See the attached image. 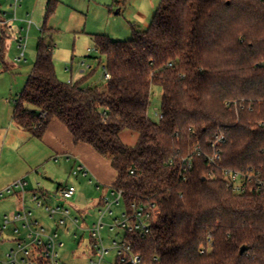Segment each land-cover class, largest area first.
I'll return each mask as SVG.
<instances>
[{
    "label": "trees",
    "instance_id": "trees-1",
    "mask_svg": "<svg viewBox=\"0 0 264 264\" xmlns=\"http://www.w3.org/2000/svg\"><path fill=\"white\" fill-rule=\"evenodd\" d=\"M57 3H47L13 120L42 139L57 118L75 143L109 158L126 210L154 205L151 232L126 236L142 264H264V192L255 179L235 193L223 173L264 179V0H161L134 38L93 35L110 74L95 85L91 74L57 75L45 36ZM153 86L162 87L159 121L149 115ZM126 129L135 145L122 140ZM196 145L201 153L182 169ZM216 150L221 159L211 162Z\"/></svg>",
    "mask_w": 264,
    "mask_h": 264
},
{
    "label": "rangeland",
    "instance_id": "rangeland-1",
    "mask_svg": "<svg viewBox=\"0 0 264 264\" xmlns=\"http://www.w3.org/2000/svg\"><path fill=\"white\" fill-rule=\"evenodd\" d=\"M47 1L21 0L15 12L11 7V1L0 0V16L5 21V24L0 23L1 122L7 121L9 116L12 118L15 102L33 70L37 46L43 36L42 27L45 22ZM160 3L161 0H58L55 12L47 21L50 31H47L45 36L55 43L54 61L59 79L69 82L91 74L89 85L105 83L107 80L105 57L96 48L93 35L103 34L112 40L132 39L134 30H147L150 27ZM152 92L149 115L154 121H159L162 87L153 86ZM47 129L49 130L43 139L32 137L30 133H19L14 140L10 134L3 154V162H7V167L4 163L1 168L4 167L11 175L15 174L24 164L23 160L27 158L29 162L35 163L31 172L32 178L35 180L38 178L49 191L57 190L60 184L76 186L77 193L70 201L60 198L49 199L47 194L43 193V189L36 193L44 205L66 204L73 211L74 207L78 208L76 213L80 219L76 224L67 222V226H60L57 222L59 215L52 219L43 207L37 206L33 199L34 194L27 185L25 205L33 210V218L38 219L49 230L59 232V238L64 242V246L58 248L61 263L87 264L90 257L98 260L91 250L88 229L92 225L100 221L104 223L101 234L106 247H113L114 240L120 242L125 237L123 229L119 227L111 229L112 225L116 224V219H121L126 210L124 199L120 198L118 204L112 203L110 206L112 213L107 212L103 216L100 210L105 208L98 204L105 196L110 202L119 197L117 193L112 194V185L117 173L108 157L98 153L87 143H79L80 153L78 152L76 156L96 167L99 175L96 177L92 170L89 176L75 174L77 160H68L63 153L68 146L67 141L71 138L70 131L57 118L51 120ZM0 135H3L2 131ZM121 137L129 145H135L138 140L137 134L127 129L122 132ZM56 157H59L58 162L55 160ZM7 188L8 186L3 189L4 191L1 190L6 194L5 197L0 196V225L4 216L10 214L5 213L11 211L14 204L15 206L19 204L14 197L18 189L8 193ZM74 203L77 206H74ZM76 213L73 212L74 215ZM16 225L20 227V224L16 223L5 230L10 240L0 244L2 261L6 260L9 249L17 248L16 241L11 240L19 237V233L14 230ZM116 259V249H112L104 256L102 264L114 263Z\"/></svg>",
    "mask_w": 264,
    "mask_h": 264
},
{
    "label": "built area",
    "instance_id": "built-area-1",
    "mask_svg": "<svg viewBox=\"0 0 264 264\" xmlns=\"http://www.w3.org/2000/svg\"><path fill=\"white\" fill-rule=\"evenodd\" d=\"M11 1V7L16 9L20 6L21 0H6ZM105 67V65H104ZM106 79L110 78V74L105 72ZM223 136H218L216 142L212 143L213 147L216 148L219 142H222ZM201 147L196 145L189 156H186L182 160V169H190L193 163V155L200 154ZM58 157L55 158L58 161ZM67 159H72V156H67ZM221 159L220 152L215 151L214 155L210 158L211 162H216ZM172 162V161H171ZM75 174H81L83 176H89V171L82 164L76 165L74 170ZM224 178L228 185L233 189L235 193H243L250 187V184L256 179L257 189L264 192V179L259 178L260 174H255L254 171L248 170L239 171L225 168L223 170ZM26 182L23 179L16 181L13 185L8 186L6 192H12L14 189L20 190L23 197L25 194ZM252 190V188L250 187ZM4 191V190H3ZM0 192V196L4 197L6 193ZM77 193V188L75 185L70 184L61 188L55 199L70 201ZM118 194V198L115 201L110 202V200L105 196L101 203L104 210H100L101 215L110 212L112 210L110 206L112 203H119L120 198H122V192L117 191L112 187V194ZM37 206L43 207L44 210L49 214V217L54 219L55 216L59 215L57 220L60 226H67V222L70 224H76L79 221L77 214H73L70 206L57 204V205H44L43 200L35 194L33 196ZM156 208L154 205L148 207L145 204H133L132 210H125L121 219H116V224L112 225L111 229L114 227H119L125 231V237L122 241L118 242L114 240L113 247H106L104 245V238L101 234V229L104 223L100 221L98 224L92 225L88 230L90 233V242L92 254L97 256L98 260L90 257L87 264H102V260L106 254H108L112 249H116L117 259L111 264H142L143 257L140 253L134 252L133 245L126 238L127 234H140L141 236H146L151 232L152 223L156 218ZM32 212L22 208L21 211L5 215L3 223L0 225V241L3 240V233L9 228L10 225L16 223L20 224L15 226V231L20 233V230L25 231V237L19 236L16 238L17 248H11L6 253V260L2 261L0 259V264H63L60 261V255L58 248L64 246V242L60 240L59 232H48L47 228L42 225L39 220L32 217ZM101 216V217H102ZM69 231V228L67 229ZM205 249V248H204ZM204 249L202 251H204Z\"/></svg>",
    "mask_w": 264,
    "mask_h": 264
},
{
    "label": "crops",
    "instance_id": "crops-1",
    "mask_svg": "<svg viewBox=\"0 0 264 264\" xmlns=\"http://www.w3.org/2000/svg\"><path fill=\"white\" fill-rule=\"evenodd\" d=\"M48 1H47V3H48ZM46 7H47V5H46ZM0 23L1 24H5V21L1 18V16H0ZM0 126H1L0 127V133H1V131L3 133V135H0V191L3 190L4 188H6L7 186H9L10 184H12L14 181H16L18 179H23V180H26L25 182H26V185H27L28 189H30L33 192L34 195L37 193L38 190H40V189L42 190L43 189L42 190L43 193L44 194H47V196H48L49 199L55 198L54 196L57 195L58 191L61 188H63L64 186L68 185V184H60V185H58L57 190H52V191H49L47 188H44V186L42 185V183L40 182V180L38 178L36 180L34 178H32L33 177V174L31 172H33L32 170H33V168L35 166L33 164H35V163L29 162V160L27 158H25V160H23L24 161V164L21 166L20 170L17 173H15V174H12L11 175L9 172H7L5 170L4 167H3V169L1 168L4 163H5L4 166L7 167V162H3V154H4V151H5V148H6L5 147L6 146L5 144L7 143L8 139H9V135L11 134L12 135L11 138L14 139V140H16L17 137L19 136V133L22 134V133H29V132L26 131L25 129H23L22 127H20L13 120V113H12V118H11V116H9V118H8L7 121H3V122L0 121ZM7 126H8V128H7ZM48 130L49 129H46L44 136L47 135ZM44 136H43V138H44ZM72 139H73V136L71 134V138H69V140L67 141L68 146L65 148V151H63V153L66 154L65 157L67 158V156H72V159L77 160L76 163L82 164L83 166H85V168L88 169L89 173L92 170V172L97 177V175H99V173L97 171V168L94 167L93 165H91L90 163H87L85 161H82L79 156H76V154H78V152H79V150H78L79 147H80L79 145H81V144L75 143L74 140H72ZM58 161H59V159H58ZM8 164H9V162H8ZM37 174H38V172H37ZM97 180L101 184L99 178ZM25 194H26V192H25ZM25 194H24V197H23L22 193L19 190L16 191L14 197L17 198L19 204L17 206H15V204H14L13 205V208H11V211H7V213H5V214H9V213L10 214H14V213H17V212L21 211L22 208H25L26 210L31 211L32 214H33V210L32 209H28L26 207V205H25L26 204L25 203V196H26ZM101 201L102 200L99 201V203H98L99 205H102ZM73 205L74 206H77L75 203ZM74 208H75L74 211L76 213L79 209L76 208V207H74ZM74 211L72 210V212H74ZM46 228H47L48 232H53L52 230H49L48 227H46ZM14 230H15V228H14ZM21 230H23V229H21ZM19 236L25 237L26 236L25 235V231L23 230L22 233L20 232L19 233ZM9 240L10 239L6 236V233L4 232L3 233V240L0 241V244L3 243V242L9 241ZM11 240H15L16 241V238H13Z\"/></svg>",
    "mask_w": 264,
    "mask_h": 264
},
{
    "label": "water",
    "instance_id": "water-1",
    "mask_svg": "<svg viewBox=\"0 0 264 264\" xmlns=\"http://www.w3.org/2000/svg\"><path fill=\"white\" fill-rule=\"evenodd\" d=\"M246 251V247H242L241 248V253L245 252Z\"/></svg>",
    "mask_w": 264,
    "mask_h": 264
}]
</instances>
